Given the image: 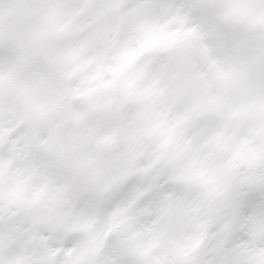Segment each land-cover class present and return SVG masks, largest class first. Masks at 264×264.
<instances>
[{"label": "snow or ice", "instance_id": "1", "mask_svg": "<svg viewBox=\"0 0 264 264\" xmlns=\"http://www.w3.org/2000/svg\"><path fill=\"white\" fill-rule=\"evenodd\" d=\"M93 100L103 185L59 122ZM0 264H264V0H0Z\"/></svg>", "mask_w": 264, "mask_h": 264}, {"label": "clouds", "instance_id": "2", "mask_svg": "<svg viewBox=\"0 0 264 264\" xmlns=\"http://www.w3.org/2000/svg\"><path fill=\"white\" fill-rule=\"evenodd\" d=\"M91 70L90 68L89 71ZM90 86L86 85V87ZM10 102L14 105L15 99L12 98ZM94 102L96 101H76L66 113L60 116L59 122L65 128V131L71 134V122L75 116L80 117L76 123L86 130L88 139L83 150L76 153V157L86 168L95 172L98 183L103 185L114 174L115 168L111 172L107 169H102L99 163L101 157L107 155L111 158L114 165H118L125 158L130 146L123 133L117 131V122L114 118L92 111L91 104ZM61 147L70 157L73 155V149L70 144H65ZM151 147L153 146L150 145L140 152L133 163L137 166L150 163ZM30 192L35 194L36 211L40 213H46L55 207L62 195L54 187L38 191L35 185L31 186ZM86 219L93 231H100L105 226L104 220L100 217Z\"/></svg>", "mask_w": 264, "mask_h": 264}]
</instances>
